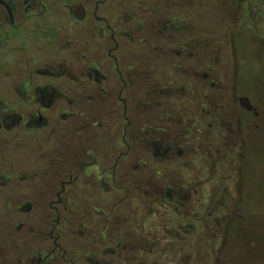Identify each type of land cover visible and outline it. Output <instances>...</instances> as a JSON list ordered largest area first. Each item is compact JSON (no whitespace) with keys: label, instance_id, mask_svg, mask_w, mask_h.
I'll use <instances>...</instances> for the list:
<instances>
[{"label":"flooded vegetation","instance_id":"1","mask_svg":"<svg viewBox=\"0 0 264 264\" xmlns=\"http://www.w3.org/2000/svg\"><path fill=\"white\" fill-rule=\"evenodd\" d=\"M244 3L210 31L194 0H0V264H190L218 234L223 264Z\"/></svg>","mask_w":264,"mask_h":264},{"label":"rangeland","instance_id":"2","mask_svg":"<svg viewBox=\"0 0 264 264\" xmlns=\"http://www.w3.org/2000/svg\"><path fill=\"white\" fill-rule=\"evenodd\" d=\"M208 1L194 0L195 23L201 29L214 31L223 17L220 5L212 4L207 8ZM245 1L243 26L232 39L234 49L230 50L228 41L224 43L227 68L232 65L234 69L236 113L242 130L247 132L244 138L248 151L242 158L240 203L236 198L237 171L232 175L231 190L227 193L234 200L225 211V217L235 219L238 225L235 224V230H229L222 251L223 264H264V0ZM225 165L229 173L228 161ZM238 207L240 210L236 211ZM218 236L205 239L195 236L190 241V256L193 257L190 264H215L209 254L214 256L222 244ZM200 250L204 260L208 258L206 261L197 255Z\"/></svg>","mask_w":264,"mask_h":264},{"label":"trees","instance_id":"3","mask_svg":"<svg viewBox=\"0 0 264 264\" xmlns=\"http://www.w3.org/2000/svg\"><path fill=\"white\" fill-rule=\"evenodd\" d=\"M244 2H245V0H244Z\"/></svg>","mask_w":264,"mask_h":264}]
</instances>
